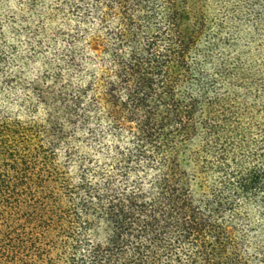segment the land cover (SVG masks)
<instances>
[{
    "label": "trees",
    "instance_id": "obj_1",
    "mask_svg": "<svg viewBox=\"0 0 264 264\" xmlns=\"http://www.w3.org/2000/svg\"><path fill=\"white\" fill-rule=\"evenodd\" d=\"M0 264H264V0H0Z\"/></svg>",
    "mask_w": 264,
    "mask_h": 264
}]
</instances>
